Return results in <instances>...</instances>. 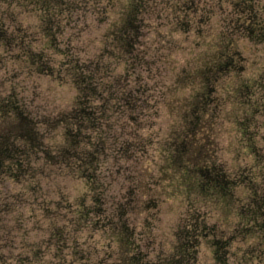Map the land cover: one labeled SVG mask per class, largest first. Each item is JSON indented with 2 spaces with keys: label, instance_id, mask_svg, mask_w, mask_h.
I'll list each match as a JSON object with an SVG mask.
<instances>
[{
  "label": "clouds",
  "instance_id": "obj_1",
  "mask_svg": "<svg viewBox=\"0 0 264 264\" xmlns=\"http://www.w3.org/2000/svg\"><path fill=\"white\" fill-rule=\"evenodd\" d=\"M0 264H264V0H0Z\"/></svg>",
  "mask_w": 264,
  "mask_h": 264
}]
</instances>
